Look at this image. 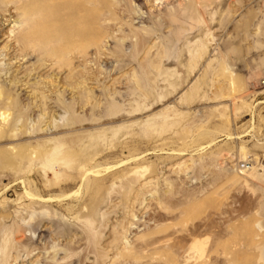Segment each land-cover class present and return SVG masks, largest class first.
I'll use <instances>...</instances> for the list:
<instances>
[{"label": "rangeland", "instance_id": "obj_1", "mask_svg": "<svg viewBox=\"0 0 264 264\" xmlns=\"http://www.w3.org/2000/svg\"><path fill=\"white\" fill-rule=\"evenodd\" d=\"M85 1L62 71L0 16V264H264V0Z\"/></svg>", "mask_w": 264, "mask_h": 264}, {"label": "bare ground", "instance_id": "obj_2", "mask_svg": "<svg viewBox=\"0 0 264 264\" xmlns=\"http://www.w3.org/2000/svg\"><path fill=\"white\" fill-rule=\"evenodd\" d=\"M72 1L0 0V16L2 18L10 9L18 13L17 20L20 21L22 27L17 30L12 40L22 58L29 54L37 61L38 66L30 69V73L41 69L45 62H50L51 69L53 67L58 71L67 69L71 64H69L71 55H79L82 60L85 58L90 36H101L100 28L96 31L88 28L90 19L86 1L78 0L77 3ZM77 76L81 77L82 75ZM74 77L75 75L72 74V78ZM29 88L33 91L36 90L35 86ZM0 98H2L0 100V113L2 112L0 117H3V122L9 116L11 119L12 117H28V113H23L18 109L19 97L17 95L6 92L0 87ZM7 100L10 102L7 103ZM6 115L7 117H5ZM7 126L8 124L5 127ZM5 127L2 126L0 130V140L7 138ZM27 151L26 146H21L16 148L14 157L9 153H4L1 158H4L5 163L13 165L15 164L14 159L20 161L25 158ZM28 195H30V200L39 204L52 202L51 198V200H43L38 197L35 199L31 194ZM192 250L197 256H200L203 252V245L200 242H193ZM129 255L123 254V256Z\"/></svg>", "mask_w": 264, "mask_h": 264}]
</instances>
